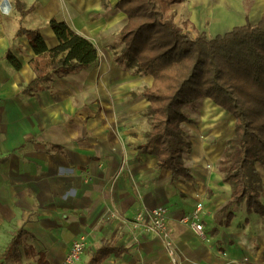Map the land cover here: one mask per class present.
<instances>
[{"label": "crops", "instance_id": "crops-1", "mask_svg": "<svg viewBox=\"0 0 264 264\" xmlns=\"http://www.w3.org/2000/svg\"><path fill=\"white\" fill-rule=\"evenodd\" d=\"M20 1L29 10L22 28L39 33L48 49L58 45L49 26L57 19L89 40L98 60L29 95L23 89L35 78L29 67L34 54L26 36L15 37L20 27L15 9L0 15V264H14L10 242L19 230L22 264H38L40 256L46 264H63L79 236L86 250L77 264L83 259L87 264L101 247L109 254L100 264H264L260 216L248 214L241 203L232 208L229 226L216 218L231 193L217 168L222 142L205 141L201 161L186 166L191 181L173 180L157 168L156 157L139 151L151 122L141 92L152 77L124 54L126 17L115 9L118 0ZM178 8L188 13L183 21L212 38L244 25L245 15H258L257 23L264 0H183L172 6L174 20ZM206 133L220 136L216 130ZM256 168L264 203V165ZM197 203L203 204L204 240L181 223ZM141 206L167 209L173 263L160 238L132 227Z\"/></svg>", "mask_w": 264, "mask_h": 264}, {"label": "trees", "instance_id": "trees-1", "mask_svg": "<svg viewBox=\"0 0 264 264\" xmlns=\"http://www.w3.org/2000/svg\"><path fill=\"white\" fill-rule=\"evenodd\" d=\"M182 1L118 0L115 5L126 17L124 54L142 74L152 77L151 86L141 92L151 122L139 151L156 157L157 168L169 171L173 180L191 181L183 159L191 152V143L182 128L191 120L182 110L207 99L234 121L233 137L225 145L218 169L222 182L231 187L230 199L216 218L229 226L232 208L244 203L248 214L264 220L262 179L256 168L264 165V12L255 24L246 20L208 38L189 21L175 22L172 6ZM13 2L20 25L15 37L26 36L34 54L29 67L35 78L24 87L26 93L47 91L54 80L97 62L95 46L57 19H51L49 26L58 45L48 49L39 33L22 28L29 10L20 0ZM6 57L15 70L21 68L15 58ZM22 234L19 230L13 235L10 249L21 244ZM8 254L9 250L4 257ZM108 254L109 249L101 247L87 264H100ZM38 264H46L42 256Z\"/></svg>", "mask_w": 264, "mask_h": 264}, {"label": "built area", "instance_id": "built-area-1", "mask_svg": "<svg viewBox=\"0 0 264 264\" xmlns=\"http://www.w3.org/2000/svg\"><path fill=\"white\" fill-rule=\"evenodd\" d=\"M14 11V6L10 0H0V15L8 17ZM89 179V177L87 178ZM203 211V204L197 203L194 210L181 219V223L186 225L198 238L204 240L205 232L201 222L200 215ZM132 227L139 229L145 235H152L162 240L164 249L174 262L176 247L171 239L168 228V212L163 206L145 207L141 206L135 213L132 220ZM86 250L85 238L79 236L76 238L65 256L63 264H77Z\"/></svg>", "mask_w": 264, "mask_h": 264}, {"label": "bare ground", "instance_id": "bare-ground-1", "mask_svg": "<svg viewBox=\"0 0 264 264\" xmlns=\"http://www.w3.org/2000/svg\"><path fill=\"white\" fill-rule=\"evenodd\" d=\"M182 111L185 116L196 121L194 127L184 125L186 137H191L194 142L192 155L184 158L185 165L191 166L193 163L201 161L202 157L205 155L204 147L206 140L204 138V133L210 130H216L220 135H225L226 128L228 127V119L221 110L207 99H201L194 103L192 107H186ZM203 167L209 171L212 168L211 163L206 161L203 163Z\"/></svg>", "mask_w": 264, "mask_h": 264}, {"label": "rangeland", "instance_id": "rangeland-1", "mask_svg": "<svg viewBox=\"0 0 264 264\" xmlns=\"http://www.w3.org/2000/svg\"><path fill=\"white\" fill-rule=\"evenodd\" d=\"M246 6V8H245V11L247 10V5H245ZM264 12V11H263ZM189 16H188V13L185 11V9H183V10H180L179 8H178V10L176 11V20H175V22L177 23V24H180L184 19H189L188 18ZM259 16L258 15H253V16H248V15H245V18H246V20L248 21V22H250L251 24H253L254 22H255V20H257V18H258ZM180 18V19H179ZM194 27V26H193ZM204 28H206L207 29V27H204ZM205 33V32H204ZM193 105V104H192ZM192 105H190V106H188V107H192ZM225 114V113H224ZM226 115V117H227V119H228V127L226 128V134L225 135H220V133H219V135L221 136V138L220 137H218V136H213L211 133H204V138H205V140H206V143H211V144H216V143H218L219 141L220 142H222V144H221V147H220V149H219V153L218 154H222L223 152H222V147H223V145L225 144H227V141L230 139V138H232L233 137V125H234V121H233V119H231L227 114H225ZM188 119H190V118H188ZM191 121H192V123L190 124V125H188V126H195L196 125V121L194 122L192 119H190ZM183 131H184V127H183ZM184 136L186 137V135H185V131H184ZM213 137H216V138H213ZM186 139L188 140V141H190V143H191V148H192V144H193V141H192V138L191 137H186ZM217 139V140H216ZM223 151H224V149H223ZM191 153H192V151H191ZM190 153V154H191ZM190 154H186V155H184L183 156V159L185 158V157H189L190 156ZM200 164V166H201V163H199ZM198 164V165H199ZM219 167H220V163L218 164V166H217V168L219 169ZM22 248H24V243H23V241L21 240V245L20 246H18V247H15L14 248V264H22L21 263V260H19V258L21 257L23 260H24V258H23V254H22ZM16 253H19V254H16ZM29 258V257H28ZM11 259V258H10ZM8 261H9V259H7ZM80 264H86V262H84V259H83V261L80 263Z\"/></svg>", "mask_w": 264, "mask_h": 264}]
</instances>
